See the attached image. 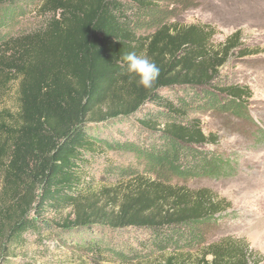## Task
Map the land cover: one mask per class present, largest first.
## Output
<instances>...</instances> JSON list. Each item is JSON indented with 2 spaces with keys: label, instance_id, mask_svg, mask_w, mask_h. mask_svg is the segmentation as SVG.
<instances>
[{
  "label": "trees",
  "instance_id": "16d2710c",
  "mask_svg": "<svg viewBox=\"0 0 264 264\" xmlns=\"http://www.w3.org/2000/svg\"><path fill=\"white\" fill-rule=\"evenodd\" d=\"M18 1L0 0V10L10 15ZM145 7L144 0H39L40 26L0 40V92L18 80L17 111H0L1 260L25 234L43 231L81 235L87 247L101 250L102 239L93 232L103 225L146 234L132 240L162 253L154 264H255L256 252L241 239L211 242L194 258L187 251L190 243H200V226L215 224L230 208L209 188L135 174L122 190L111 189L113 214L88 201L91 190L83 187L89 160L104 146L114 147L87 128L97 107L106 106V121L131 118L139 131L162 125L160 144L153 138L137 145L154 161L171 160L173 174L216 178L232 169L227 159L201 149L214 142L213 135L203 133L197 118L187 119L184 106L194 102L245 114L249 88L222 84L220 69L235 50L241 56L252 53L242 48L239 31L214 45L213 29L198 24H163L142 40L133 19ZM130 52H143L159 67L152 88L138 86L124 73L123 56ZM167 90L178 94L177 103L163 95ZM181 156L179 166L175 160ZM66 209L74 210V218L42 217Z\"/></svg>",
  "mask_w": 264,
  "mask_h": 264
},
{
  "label": "rangeland",
  "instance_id": "374dc122",
  "mask_svg": "<svg viewBox=\"0 0 264 264\" xmlns=\"http://www.w3.org/2000/svg\"><path fill=\"white\" fill-rule=\"evenodd\" d=\"M144 1L147 7L140 9L133 19L134 30L141 39L167 23L206 25L214 31L212 44L224 42L230 34L239 31L242 48L252 53L241 56L235 50L220 69L222 84L249 88L251 98L245 114L241 110L234 113L199 108L194 102L184 106L187 119L197 118L203 133L213 135L214 142L201 149L215 158L227 159L232 169L216 178L173 174L170 167L175 165L171 160L154 161L137 145L145 140L151 142L153 138L155 144H160L158 132L162 125H155L153 132L139 131L131 118L117 123V120L106 121V106L97 107L87 117V128L92 136L114 147L104 146L105 151L89 160L83 187L91 190L88 201L94 204V209L105 205L108 214H113L116 205L111 189L117 186L122 190L124 184L134 180L135 174L171 185L209 188L219 198L226 199L230 208L221 213L215 224L200 226L196 237L200 243H190L187 251L194 258L198 248L230 237L244 240L256 252L255 264H264V0ZM38 4L39 0H21L16 2V11L10 15L0 10V40L37 29L43 20L37 11ZM17 90L18 80H15L0 92V111L15 114ZM163 95L177 103L176 92L167 90ZM129 141H134L130 148ZM181 160L182 156L178 157L175 164L180 166ZM73 211L45 212L42 217L60 221L74 218ZM102 226L93 232V236L102 239L101 250L87 247L83 243L87 238L81 235H61L55 231L27 233L22 243L10 249L7 258L0 259V264H154L162 258V253L132 240L145 238L143 232L132 227L108 230V226ZM129 246H136L137 250L127 251Z\"/></svg>",
  "mask_w": 264,
  "mask_h": 264
},
{
  "label": "clouds",
  "instance_id": "9594fccd",
  "mask_svg": "<svg viewBox=\"0 0 264 264\" xmlns=\"http://www.w3.org/2000/svg\"><path fill=\"white\" fill-rule=\"evenodd\" d=\"M123 71L134 80L138 86L145 89L153 87L159 78L160 69L146 55H138L135 52L127 53L123 56Z\"/></svg>",
  "mask_w": 264,
  "mask_h": 264
}]
</instances>
